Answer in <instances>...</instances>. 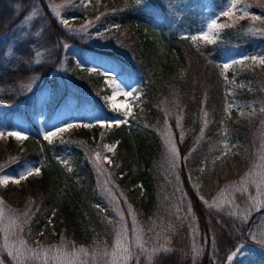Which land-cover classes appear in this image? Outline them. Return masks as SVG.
Segmentation results:
<instances>
[{"label": "trees", "instance_id": "1", "mask_svg": "<svg viewBox=\"0 0 264 264\" xmlns=\"http://www.w3.org/2000/svg\"><path fill=\"white\" fill-rule=\"evenodd\" d=\"M52 2L0 0V36L31 11L41 17L40 26L33 24L24 38L8 48L10 62L15 64L0 67V104L16 99L21 93L18 85L31 74L44 77L43 87L47 82L55 85L52 73L60 75L62 69L70 82L62 96L84 99L105 93L104 76L80 66L67 53V48H92L55 20L49 7ZM258 3L261 20L252 26L264 32V0ZM104 9L97 13L98 23L102 31L107 28L103 35L110 48L101 53L121 65L130 62L133 67L128 71L141 78L131 102L136 118L112 124L99 137L96 126L90 133L75 127L59 142H48L35 130L27 131L23 140L9 135L6 152L0 156V172L28 161L36 163L39 175L0 185V210L13 218L8 236L31 246L35 240L43 244L50 236L70 246L109 241L113 224L102 212L105 196L100 174L102 158L108 155L102 149L111 145L107 177L131 204L137 223L154 235L158 250L149 264H221L235 243L247 241L232 232L234 221L202 200L209 201L223 183L247 167L238 152L262 129L256 132L255 121L228 113L227 97L231 93L263 118L264 66L245 69L226 83L218 60L222 51L240 43L237 33L228 44H202L153 23L132 0H114ZM75 13L83 19L94 10ZM252 48L251 40L243 46L246 52ZM39 51L41 60L32 66ZM166 123L177 152L174 163L160 141L158 130H166ZM222 142L234 145L225 158L218 157ZM180 202L188 213L184 221L179 217L182 211L176 212ZM194 248L197 258L193 260Z\"/></svg>", "mask_w": 264, "mask_h": 264}, {"label": "rangeland", "instance_id": "2", "mask_svg": "<svg viewBox=\"0 0 264 264\" xmlns=\"http://www.w3.org/2000/svg\"><path fill=\"white\" fill-rule=\"evenodd\" d=\"M132 1L149 15V20L163 24L165 30L178 36L196 38L194 40L202 44H212L199 39L205 34H209L214 42L221 44H228L232 38L238 37L240 43L222 51L218 60L226 83L239 77L245 69L264 66L259 59H252L264 58V52H261L264 48V32L252 26L254 22L261 20L259 0ZM113 2L114 0H53L54 5L49 7L55 20L68 34L79 38L92 48H67V53L80 66L103 75L102 87L106 91L84 99L73 98L78 97L77 95L62 96L64 85L70 84L64 69L60 75L57 72L52 73L56 79L55 85L47 82L43 87L41 86L44 77L31 74L27 81L18 85L21 93L16 99L11 103L0 104V156L6 152L9 133L24 136L27 131L35 130L48 142H59L75 127L81 126L90 133L96 126V134L99 137L105 128L112 124L129 123L130 118L135 120L136 113H132L131 102L141 83L139 74H131L128 71L133 67L130 62L121 65L111 55L101 53V50L110 48V42L103 35L107 28L103 31L100 29L97 13ZM233 4L235 7H231ZM83 8H92L94 14L80 19L75 12ZM226 12L231 14L225 15ZM213 22L217 25L224 24L225 27L209 32V26ZM36 23L41 25L40 14L31 11L0 36V67L14 66L15 62H10L8 48L15 41L24 38ZM38 31L39 28L35 30ZM234 32L237 33L236 37ZM249 40L253 51L246 52L243 46ZM41 53H36L32 66L40 62ZM226 108L228 113L238 115L241 119L255 121L254 131L262 129V132L254 133L252 138L240 147L239 157L247 161L244 172L237 178L223 183L209 201H202L212 210L223 212L234 221L236 225L233 224V229L232 226L230 229L247 241L235 243L221 264H264V116L259 118L260 115H257L256 111L247 108L240 100L232 97L231 93L227 97ZM160 130V141L166 157L174 163L177 152L175 150L173 155L171 151L174 145L168 124L166 123V130ZM103 148L102 152H108V155L103 156L101 164V190L105 196L102 212L105 213L106 221L113 224L111 239L101 240L96 245L70 246L56 242L50 236L46 237L43 244L40 245L35 240L31 246L21 239L9 238L8 232L12 228L10 223L13 218H9L0 210V264H149L153 253L158 250L154 245V235L152 232H146L137 223L131 204L120 193L114 180L107 177L106 168L110 166L113 146L104 145ZM233 148V144L222 142L218 157H227ZM27 169L32 170V175H27ZM36 169V163L27 161L14 169L3 170L0 172V185H4L2 180L5 177L14 183L13 181L22 175H37ZM182 207V202L176 203V212L182 211L179 217L184 221L188 213L182 210ZM117 240L120 242L119 247L115 243ZM125 248L131 252V259H122L125 256ZM196 249L194 248L195 252L192 253L193 260L197 258ZM106 252L108 255H105Z\"/></svg>", "mask_w": 264, "mask_h": 264}, {"label": "snow or ice", "instance_id": "3", "mask_svg": "<svg viewBox=\"0 0 264 264\" xmlns=\"http://www.w3.org/2000/svg\"><path fill=\"white\" fill-rule=\"evenodd\" d=\"M231 7H235V4L231 5ZM230 14H231V12H226L225 13V15H230ZM256 19H259V17H256ZM65 23H67V22L65 21ZM223 27H225L224 24L217 25L215 22H213V24L209 26V32H211L212 29L223 28ZM193 39H196V38H193ZM199 39H203V40L207 41L208 43H213L214 42V40L212 38H210L209 34H205V35L199 37ZM252 59L254 61L259 59V62L261 64H264V58H255V57H253ZM225 67H228V65H225ZM125 115H127V113H125ZM205 115H207V113H205ZM9 135L10 136H14L16 139H19V140L26 139V137L21 136L18 133H9ZM53 135H55V134H53ZM171 151H172L173 155H175V147L174 146L172 147ZM35 171H36V174L39 175V169H36ZM26 172H27V175H32V170L31 169H27ZM23 178H25V177L22 175L19 179L15 180L13 182L14 183H19L20 179H23ZM2 183L6 185V184L9 183V180L5 177L2 180ZM115 243H116V246L119 247V244H120L119 240H117ZM81 251H83V250L81 249ZM163 251L167 252V251H170V249H164ZM123 252L125 253V256L122 257V259H126V260L127 259H131L132 254L129 251V249L125 248V249H123ZM105 255H108V253L106 252ZM112 255L114 256L115 254L113 253Z\"/></svg>", "mask_w": 264, "mask_h": 264}]
</instances>
